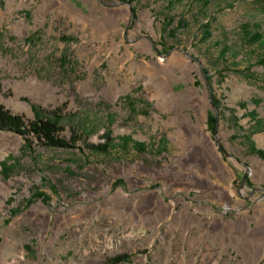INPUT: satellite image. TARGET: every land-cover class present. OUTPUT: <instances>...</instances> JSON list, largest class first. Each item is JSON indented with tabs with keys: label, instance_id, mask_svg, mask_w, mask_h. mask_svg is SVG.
<instances>
[{
	"label": "rangeland",
	"instance_id": "1",
	"mask_svg": "<svg viewBox=\"0 0 264 264\" xmlns=\"http://www.w3.org/2000/svg\"><path fill=\"white\" fill-rule=\"evenodd\" d=\"M0 103V264H264V0H0Z\"/></svg>",
	"mask_w": 264,
	"mask_h": 264
},
{
	"label": "trees",
	"instance_id": "2",
	"mask_svg": "<svg viewBox=\"0 0 264 264\" xmlns=\"http://www.w3.org/2000/svg\"><path fill=\"white\" fill-rule=\"evenodd\" d=\"M58 113L59 110L55 109L50 112L52 117L49 119H35L26 122L22 115L11 113L0 103V131L12 132L22 137H34L47 147H71L68 141L60 135L64 128L61 125L62 117ZM70 139L75 141L74 138ZM124 258L125 255L115 256L108 259L107 264H117Z\"/></svg>",
	"mask_w": 264,
	"mask_h": 264
}]
</instances>
